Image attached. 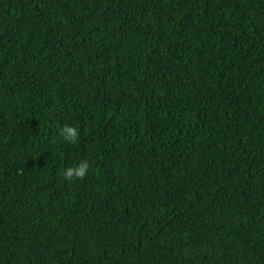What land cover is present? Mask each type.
<instances>
[{"label": "trees", "instance_id": "1", "mask_svg": "<svg viewBox=\"0 0 264 264\" xmlns=\"http://www.w3.org/2000/svg\"><path fill=\"white\" fill-rule=\"evenodd\" d=\"M0 264H264V0H0Z\"/></svg>", "mask_w": 264, "mask_h": 264}, {"label": "clouds", "instance_id": "2", "mask_svg": "<svg viewBox=\"0 0 264 264\" xmlns=\"http://www.w3.org/2000/svg\"><path fill=\"white\" fill-rule=\"evenodd\" d=\"M60 135L65 141L69 143H76L79 139V130L76 126L64 125L60 129ZM89 168V162L87 160H83L77 166L65 169L63 172V178L69 181L83 180L87 176Z\"/></svg>", "mask_w": 264, "mask_h": 264}]
</instances>
